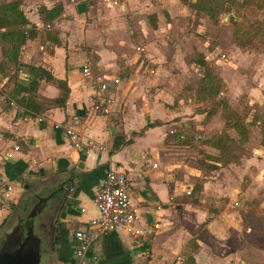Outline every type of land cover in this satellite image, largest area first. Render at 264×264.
<instances>
[{
    "label": "crops",
    "instance_id": "crops-1",
    "mask_svg": "<svg viewBox=\"0 0 264 264\" xmlns=\"http://www.w3.org/2000/svg\"><path fill=\"white\" fill-rule=\"evenodd\" d=\"M28 1L34 7L23 3L21 7L25 16L32 24L41 26L37 8L39 4L36 3L39 1ZM42 1L40 0L41 4L47 8L53 7L55 3L53 0ZM159 2L168 21H171L168 24L160 21L157 26L156 30L165 35L167 28L178 21H185L190 9L182 4L181 0ZM124 4L126 5L121 7L127 8L130 1ZM65 8L67 10V7ZM152 8V0H143L132 10L134 28L139 18H145ZM79 16L81 15L74 18L76 23L70 21L66 27L63 20L55 22L60 25V28L56 25L59 45L48 41L49 45L51 43L50 50L39 51V48L43 49L44 46L41 35L38 34L26 41L20 55L21 63L41 66L49 70L54 77L66 81L70 93L64 107L52 105L35 117L20 115L24 108L18 100L26 93L12 99L11 103L0 95L1 180L11 185V197L16 199L21 194V186L26 179L32 183L30 188L35 194L47 193L42 196L44 203L40 202L38 205L40 210L35 212L34 218L28 220L33 234L38 239V264H76L73 233L86 226L89 219L98 216L93 195L110 170H124L132 179L131 200L137 208L138 225L148 228L149 231L138 237L123 228L109 231L93 243L92 252L96 255V260L90 264H264V235L259 234L257 243L247 242L245 234L240 231L238 212L228 209L230 203L220 216L209 218L206 206L182 199L181 196H184L185 192L176 181L173 171L170 172L164 162L167 153L162 152L168 151V148L163 146L164 121L153 116L150 108L135 110V113L142 115L145 122L141 120L134 125L132 117L129 122L131 131L139 130L148 122L159 121L161 124L147 128L141 135L134 137L129 145L110 153L114 137L128 136L131 131H124L117 121L112 122L108 115H100L93 109L98 91H94L93 87H85L77 80L82 74L79 67L90 54L94 55L92 65L95 64L100 70L118 66L119 50L131 39L125 38L124 25L120 26L118 23L120 27L115 31L117 25L113 26L111 17L102 19L96 14L94 20L81 26ZM150 31L145 21L141 32L146 37V46H149ZM94 34L99 40L107 35L108 42L111 41L112 44L105 45L103 41L95 40ZM80 42L85 53L74 55ZM22 67L19 65V68ZM44 83L49 82H39L41 85ZM12 89L10 97L14 96ZM36 92L52 100L62 93L58 89L51 93ZM132 113L134 114V111ZM198 113L192 111L182 120H196L200 115ZM55 123L75 129L84 140H90L91 144L76 149L70 137L64 135L62 130L54 128ZM157 142V149H161L160 151H156L154 146ZM14 143L19 145L20 150L15 152L11 159H5L4 153L10 150ZM145 154L146 162L158 161L157 167L146 166ZM62 182L67 189L66 194L59 189ZM202 192L205 197L211 195L206 185L203 186ZM58 195L67 196L65 203L56 199ZM51 203H54L52 208L49 206ZM236 203L235 201L234 204ZM7 214V208L2 207L0 225ZM228 216H233L234 220L227 219ZM155 224H158V227L155 228ZM203 227L208 232V242L197 239L198 247L190 254V260L184 249L188 241L196 238ZM6 239L0 243V247L6 243Z\"/></svg>",
    "mask_w": 264,
    "mask_h": 264
},
{
    "label": "rangeland",
    "instance_id": "rangeland-1",
    "mask_svg": "<svg viewBox=\"0 0 264 264\" xmlns=\"http://www.w3.org/2000/svg\"><path fill=\"white\" fill-rule=\"evenodd\" d=\"M17 1L23 12V3L34 7L28 0ZM30 1H39L36 2L39 4V14L43 4L40 0ZM129 1L127 8L121 7ZM141 1L143 0H53V6L61 5L62 12L59 17L47 21L39 14L42 22L39 23L41 26L36 25L35 37L40 34L44 46L39 51L50 50L48 35L57 34L58 23L55 22L59 19L63 20L66 27L70 21L76 23L74 18L81 15L82 26L94 20L97 14L102 19L111 17L113 26L117 25L115 31L124 25L126 30L123 34L131 41L123 47L119 46L122 47L119 50V65L100 70L95 64L92 65L94 55L90 54L79 67L82 72L84 65L88 66L89 74L84 75L82 72L77 80L85 87H93L94 91H98L94 103L105 96L112 99L111 112L106 115L110 121H117L124 131H131L129 122L132 117L134 125L141 120L145 122L142 115L135 113L136 109L140 111L141 108H150L153 116L164 121L163 146L168 148L167 152H162L167 153L164 162L169 171H173L176 181L185 192L182 199L206 206L209 218L220 216L230 203L228 209L238 212L240 231L245 234L246 241L257 243L259 234L264 235V146L261 145L260 122L255 119L264 116V37L260 34L253 36L250 43L240 47L233 40V30L238 23H250L255 19L264 21V7L256 9L250 4L241 9L232 8L235 16L222 20L220 15L214 19L205 13L192 12V5L182 3L190 9V14L184 22L178 21L167 28L168 32L163 35L156 30L159 22L168 24L171 21H168L159 0H152L154 8L147 12L145 18L140 17L134 28L132 10ZM261 1L264 3V0ZM80 2L86 4V9L82 12L76 9V4ZM89 9L92 14L88 12ZM153 20H156L154 27ZM145 21L151 29L149 46H146V37L141 32ZM57 27L60 28V25ZM93 38L99 40L95 34ZM100 40L105 45L112 44L110 40L108 42L107 35ZM23 46L18 54V61ZM6 53V49L2 53L0 46V84H3L0 85V95L11 103L12 99L22 94L15 93L10 97L12 87L18 85L19 81L27 82L29 74L27 77L26 67L19 68L12 59L13 56H6ZM84 53L80 42L74 55ZM202 60L212 73L222 79L223 88L217 97L196 101L200 97L196 90L203 76V70L199 66ZM57 89L61 92V89L49 82L39 84L36 91L51 93ZM37 98L41 105L52 104V99L39 94ZM220 99L226 101L225 106L219 102ZM192 111L200 114L196 120H182ZM233 123H239L244 130L241 128L240 132ZM221 133L228 137L223 148L205 142L211 136ZM154 146L157 149L158 142ZM144 156L146 164L147 155ZM30 184L32 183L26 179L17 199L11 197L0 205V209L5 207L8 211L0 225V243L5 241L17 225L23 227L24 237L28 220L34 218L37 211L34 210L37 199L47 194H35ZM204 185L211 194L207 197L202 192ZM227 219L233 221L234 217L228 216ZM199 233L208 242V232L204 227Z\"/></svg>",
    "mask_w": 264,
    "mask_h": 264
},
{
    "label": "trees",
    "instance_id": "trees-1",
    "mask_svg": "<svg viewBox=\"0 0 264 264\" xmlns=\"http://www.w3.org/2000/svg\"><path fill=\"white\" fill-rule=\"evenodd\" d=\"M181 2L187 5H192L191 10H195L197 13H205L208 15V17L214 19L220 15V13L222 14V12L229 13L232 8L241 9L244 6H249L250 4H252L256 9H261L264 7V3H262L261 0H181ZM61 12V5H58V7L53 6L51 8L42 6L39 9V14L44 21L54 20L60 16ZM155 24L156 20H153L152 26L154 27ZM35 29L36 25L32 24L25 16L24 12L20 8L19 1H0V46L2 53H4L6 49V56L12 55V59L17 62V65L26 67L27 74H29L28 81H19L18 85L13 87L12 94L14 93L15 95V93L21 92L26 93V95H23L21 99L18 100L19 104L24 108V110L19 114L30 115L32 117L44 113L52 105L64 107L66 99L70 93V89L66 81L54 77V75L49 70L41 66L27 65L18 61V54L20 52L21 46L24 45L27 39L35 37ZM258 34L264 37V21L258 19H255L250 23L249 21H246V23H238L235 26L233 30V40L236 45L245 47L252 41L253 36L255 37ZM48 40L54 44H60L57 34L48 35ZM199 66L203 70V76L201 78L200 85L196 90V94L200 96H198L199 99H196V101H205L210 98L217 97L219 93L222 92V79L209 70L204 60L199 63ZM40 80L51 82L62 91L59 97L51 100V105H41L39 102H37L36 90L39 86ZM29 93H32V95ZM219 102H222L224 106L226 105V101L224 99H220ZM255 119L259 120L260 122L261 145L264 146V116L261 115L260 118L255 117ZM160 124L161 122L159 121L148 122L139 130L131 131L128 136L116 135L113 139L110 153L118 151L122 147L129 145L134 137L141 135L142 132L147 128ZM233 126L240 130V132L241 128L244 130V127H241L239 123H233ZM227 138V135L221 133L211 136L205 142L217 148H223L225 145V139ZM197 239L203 240L201 233H199L196 238L190 239L186 245V248L184 249L185 254L190 260V254L198 247Z\"/></svg>",
    "mask_w": 264,
    "mask_h": 264
},
{
    "label": "built area",
    "instance_id": "built-area-1",
    "mask_svg": "<svg viewBox=\"0 0 264 264\" xmlns=\"http://www.w3.org/2000/svg\"><path fill=\"white\" fill-rule=\"evenodd\" d=\"M234 11L228 14H220V19L227 20L234 17ZM142 50V49H141ZM84 75L89 74V67L84 65L82 70ZM1 86L3 84H0ZM112 99L105 96L93 104V109L101 114L110 112ZM54 128L60 129L64 135L71 138L76 149L88 147L91 141L82 137L75 129L62 123H55ZM20 147L17 143L4 153L5 159H11ZM147 167H157L156 162H146ZM132 179L124 170H110L107 172L100 186L95 190L93 202L98 210V216L89 219L86 226L74 231L76 264H90L96 260V255L92 252L93 243L102 235L111 230L123 228L134 237L148 233V228L138 225L137 208L131 200ZM11 185L1 180L0 170V205L11 198ZM190 190L187 191V194ZM154 227H158L155 224Z\"/></svg>",
    "mask_w": 264,
    "mask_h": 264
},
{
    "label": "water",
    "instance_id": "water-1",
    "mask_svg": "<svg viewBox=\"0 0 264 264\" xmlns=\"http://www.w3.org/2000/svg\"><path fill=\"white\" fill-rule=\"evenodd\" d=\"M86 9V4L84 2H80L77 4V11L82 12ZM59 186L60 191L66 194V188L64 187V183ZM67 196L62 197L58 195L56 198L58 201L65 203ZM50 208L54 207V203L49 204ZM16 235V239L9 244V242L4 243L0 247V264H38L39 263V249H38V241L33 240L30 244L27 243L29 239L28 235L20 242L19 246L18 242L20 241V232L13 233V236ZM18 241V242H17Z\"/></svg>",
    "mask_w": 264,
    "mask_h": 264
},
{
    "label": "flooded vegetation",
    "instance_id": "flooded-vegetation-1",
    "mask_svg": "<svg viewBox=\"0 0 264 264\" xmlns=\"http://www.w3.org/2000/svg\"><path fill=\"white\" fill-rule=\"evenodd\" d=\"M43 199L41 198V199H37V201H36V203H35V205H34V210H37V211H39L40 210V208H38V205L40 204V202H42V203H44L43 201H42ZM27 226L28 227H26V232H25V235H24V237H22V233L20 234V241L18 242V245L17 246H19V244H20V242H23V240L26 238V236L28 235V237H29V239L27 240V243L29 244H31L32 242H33V240H38L37 238H36V236L33 234V232H32V230H31V225L30 224H27ZM21 231H23V227L21 226V225H17V226H15L14 228H13V231H11V233L7 236V241L6 242H9V244L11 245V243L16 239V235H14L13 236V233L15 232V233H18V232H21Z\"/></svg>",
    "mask_w": 264,
    "mask_h": 264
}]
</instances>
